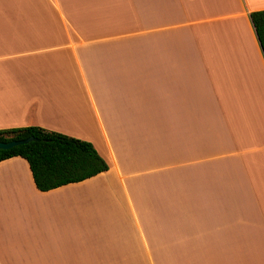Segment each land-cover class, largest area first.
I'll use <instances>...</instances> for the list:
<instances>
[{"label":"crops","instance_id":"crops-1","mask_svg":"<svg viewBox=\"0 0 264 264\" xmlns=\"http://www.w3.org/2000/svg\"><path fill=\"white\" fill-rule=\"evenodd\" d=\"M264 0H0V129L93 144L41 191L0 161V264H264Z\"/></svg>","mask_w":264,"mask_h":264},{"label":"trees","instance_id":"trees-1","mask_svg":"<svg viewBox=\"0 0 264 264\" xmlns=\"http://www.w3.org/2000/svg\"><path fill=\"white\" fill-rule=\"evenodd\" d=\"M249 17L264 56V9L252 11ZM28 137L33 140L0 149V161L12 156L26 159L41 191L82 181L109 167L89 141L35 125L0 129V141Z\"/></svg>","mask_w":264,"mask_h":264},{"label":"water","instance_id":"water-1","mask_svg":"<svg viewBox=\"0 0 264 264\" xmlns=\"http://www.w3.org/2000/svg\"><path fill=\"white\" fill-rule=\"evenodd\" d=\"M30 140H33V137H28L25 139H18V140H10V141H0V149H8L12 146L22 144Z\"/></svg>","mask_w":264,"mask_h":264}]
</instances>
